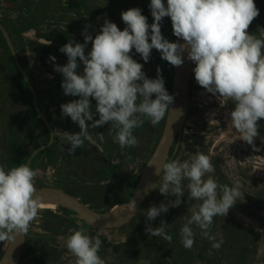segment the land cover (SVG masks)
Segmentation results:
<instances>
[{"label": "clouds", "instance_id": "9594fccd", "mask_svg": "<svg viewBox=\"0 0 264 264\" xmlns=\"http://www.w3.org/2000/svg\"><path fill=\"white\" fill-rule=\"evenodd\" d=\"M149 8L154 18L151 24L140 8H131L121 13L124 30L105 19L94 38L88 25L82 32L84 43L69 40L63 45L60 51L68 58L66 65L55 64L56 57L50 56L54 70L63 76L64 95L79 97L61 105L62 115L70 117L80 129L76 133L63 132L70 145L69 154L82 148L86 140H92L89 127L95 129L109 122L110 129L116 130L114 143L121 149L137 146L133 130L141 127L145 119L157 126L169 114L174 97L165 88L161 69L157 68V78L149 79L143 65L132 58L133 49L145 62L149 61L152 49H156L162 59L177 67L184 63L182 53L187 52V58L196 65L193 71L197 83L220 100L234 103L229 127H234L241 140L259 151L254 139L259 135L257 121L264 118V28H258L259 38L248 33L260 15L255 0H167V5L164 0H151ZM165 17L171 18L174 35L186 43L169 42L162 35L161 22ZM89 42L92 47L86 54ZM78 60L83 65L82 74L77 73L81 67ZM93 99L95 114H99L96 120L91 110ZM98 135L104 140L103 134ZM148 165L154 166L157 175L163 172L159 192L166 198L175 197L148 209L145 232L149 238L162 237L172 242L173 237L164 230L166 221L155 228L151 222L181 205L185 195L182 181L187 180L188 200L200 203L192 206L191 217L181 227L180 242L186 249L193 247L194 224L203 238L213 241L211 248L219 250L224 241H216L210 234L213 218L226 217L238 199H245L238 182L229 187L218 185L211 177L205 179L215 169L210 157L199 151L190 161L165 160L155 166L152 159ZM37 175L38 170L28 165L7 171L0 166V241L13 242L16 236L27 234L40 209L45 207L43 197L36 195ZM129 205L136 209L134 200ZM101 246L99 236L90 237L84 229L73 231L66 239V248L75 257L74 264H105L98 255Z\"/></svg>", "mask_w": 264, "mask_h": 264}, {"label": "rangeland", "instance_id": "374dc122", "mask_svg": "<svg viewBox=\"0 0 264 264\" xmlns=\"http://www.w3.org/2000/svg\"><path fill=\"white\" fill-rule=\"evenodd\" d=\"M87 1H93V3L96 4L102 3L106 7L112 5L113 8L115 7L114 10L116 14L120 16L123 11L129 10L131 8H141L146 5H150L151 2V0ZM31 2L34 3L35 0H31ZM13 3L14 2L11 0H0L1 18L6 17V13L9 12V17L7 18L8 20L16 21L19 19V17H17L18 12L13 11L12 8H10V6L12 7ZM14 6H19L18 9L24 12L29 8L25 0H17V2L14 3ZM62 13L63 10L58 9L57 12L52 16L40 21L38 23V29L28 30L15 35L16 41L18 43V54L23 57L24 61H26L27 65L29 66V72L32 74V76L39 79L43 88L42 95L44 99H48L53 105H56L57 103H68L69 100H67V98L69 96H65L63 99V96H61L63 90L61 93L55 90L49 91L48 86L51 84V81L54 77V74L52 73H61L56 71L49 72L52 70L49 65L46 64V62H50L48 57L49 53L45 51L44 47H55L60 51V48L67 44L69 39H64L63 42L57 43L46 39L45 34L50 29L52 30L54 27H58L70 32L74 38L79 41H83L84 43V36L82 35V32L85 29V23L87 22L86 15L78 17V14L74 12L69 13L68 15H62ZM143 15L147 17L149 24L154 22V18L151 15L150 9L145 11ZM73 17H77V19H73ZM166 19L167 17L163 18L161 22V32L164 37H166V31H169L171 24L166 22ZM125 27L126 25L122 26L120 30H124ZM250 28L252 32L259 38L258 28H264V24L260 20L253 21L250 25ZM88 32L89 34L93 35V38L96 34L100 33L95 30H89V28ZM150 42L151 41L149 39V43ZM91 47L92 44L90 42L85 49L86 54L90 52ZM130 54L134 60L143 65V71L149 79L157 78V68H160V52L158 50L152 49L148 62H145L141 55L135 52V49H133ZM43 56H46L45 61L42 60ZM57 63L66 65L68 63L66 54L59 55ZM195 66L196 65L193 63V69ZM7 67L10 68V65L7 64ZM78 70L83 72L82 64L81 70L79 68ZM192 72L195 92H192L191 100L193 104H195V107L197 106V110L190 119V124L193 126L189 125L184 129L180 148L176 154H174L172 160H179L181 162L186 160L190 161L191 157L196 154L197 151L200 152L201 149L209 142L211 148L208 156L213 158L211 159V162L215 171L213 173L206 174L204 178L207 179L211 177L217 182L218 185H228L229 187H232L235 182H238L239 188L242 189L243 192L247 194L250 193L251 195L249 196L248 194L249 197L244 196L245 199H238L235 206L230 208L226 217L217 215L213 218L210 234L215 236L216 241L223 240L224 243L222 244V248L219 250L213 249L214 253L209 255V251L207 250L211 248L213 241L203 238L201 236V230L194 224L191 225L195 233V242L193 247L191 249H186L180 242L181 227L185 225L188 219L191 217L192 206L194 204L200 203L199 201L188 200L187 180L182 181L185 195L182 197L181 205L179 207L170 208L167 213H162L159 217L151 222L152 227L155 228L161 226V221H166L167 225L164 228L165 232L171 236L176 234L177 241L173 242L172 240V242L169 243L162 237L149 238V235L146 234V215L148 209L153 205L159 206L161 202L168 203L167 199H175V197L166 198L159 192V187L163 182V177H161L151 189L137 215L128 224L110 230H97L98 234H92L91 230H84L85 234L89 235L90 237L99 236V238L102 240V246L98 252V255L105 261V264H112L111 259L115 258L113 255V250H115L118 245L120 246V244L127 242L128 239H131V236L135 233L141 235L143 240L146 239L150 241L149 245L151 246L149 248L150 253L147 255L149 259H146L141 264H170L167 263L166 260H169L171 264H264V206L259 204L260 202L264 201V154L262 153L264 138L254 139L256 148H258L259 151L255 150L252 145H249L247 142L241 140V134L234 127H229V114L233 110L232 106L228 104L229 100H220L216 95L207 92L197 83L194 71ZM0 79L3 80H0V89H2V83L3 85L9 87L10 82L6 80L5 77L1 75ZM165 88L168 90L167 86ZM7 97L8 95L0 94L1 142L10 141L7 132L10 126H7L6 129L3 127L5 120H7V109L5 110L3 108L5 104L7 106L9 105V99ZM220 102H223L224 104L222 107V117L219 116L223 119V121L217 120V116L220 115L221 111ZM137 103H139V100ZM25 105V108H29L28 106L30 103L27 102ZM204 107H207V109ZM23 117L24 120L28 121L27 115ZM207 118H213L214 121H218L215 122L216 124L214 127L222 128L221 135L218 134L216 137L214 134V137L206 138V134L201 132L199 122L205 123ZM8 125H10V123ZM163 125V122L160 123L158 133L155 134L149 146L145 148L142 161L138 164V166L129 168L128 171L121 170L119 174L113 175L111 178V183H116L121 180H123L122 183H125L128 178H125L127 175L130 176L137 173L141 166L144 165L146 161H148L158 143L162 133ZM191 127L193 130H191ZM63 132L71 133L65 128L63 129L56 126L55 133L60 137L61 140L64 139ZM204 141H206V143ZM0 156L2 157V152H0ZM37 157L38 155H35L34 158ZM44 162V157L39 156L34 166V171L38 170V175L35 178L36 189L49 183L53 185H58L59 183L61 184V181L56 180V177L53 176V169H51L47 175L43 173ZM253 165H255L254 170L252 168ZM252 175H255L256 177L254 186L251 183V179H253ZM221 177L226 178L225 183H223V179L221 180ZM68 178L70 179L69 183L68 181L65 182L67 186H72V184L78 183V185L82 187V185L86 183V181L81 180L80 178L78 180V177L69 176ZM115 188L117 187H110V189ZM74 192L78 193V190H74ZM93 192L95 191L93 190L89 191L87 194H83L82 197L84 196V201L89 200L90 202V197ZM125 195L126 193L120 196V198L112 200L111 205L107 206L108 209L105 211L108 212L117 203L124 202ZM252 196L261 201L258 203L256 201H252L249 199L252 198ZM252 203L256 205L254 206ZM91 206L94 208L105 207L104 204L99 203L98 201L92 202ZM47 211H51V213H48ZM53 219L62 221V219L64 220V217L62 216L61 212L57 210V208L40 209L37 218L31 223L27 232L26 244L19 264H36L38 262L42 264H74L75 257L66 248V239L72 234L73 231L71 233H66L60 237H57L56 239L47 237V226L50 225L48 221ZM7 243L8 241H0V250H4L7 246ZM165 248L172 249L171 256H166L168 252L164 251ZM204 254L207 255V257L202 256Z\"/></svg>", "mask_w": 264, "mask_h": 264}, {"label": "trees", "instance_id": "16d2710c", "mask_svg": "<svg viewBox=\"0 0 264 264\" xmlns=\"http://www.w3.org/2000/svg\"><path fill=\"white\" fill-rule=\"evenodd\" d=\"M14 3L17 2V0H11ZM26 4L28 5V9L24 12L19 10V6H14V3L12 7L13 11H17L19 17L18 20H8L9 12L6 13V17L1 18L0 21L3 23V25L7 28L9 31L16 49L18 51V43L16 41L15 35L17 33H23L28 30H36L38 29V23L45 18L52 16L54 13L57 12L58 9L63 10L62 15H68L69 13H77L78 17L87 16V22L85 23V26L90 25L89 29H93L97 32H100L102 29V26L104 24V20L108 19L112 22H114L119 29L122 28V26L125 25V23L122 20V17L120 15H117L113 6L106 7L102 3H93V1H87V0H35L34 3L31 2V0H25ZM165 5H167V0H164ZM256 6L260 10V15L254 19V21L260 20L264 24V0H255ZM142 10V14L145 13L149 8V5H146L144 7L140 8ZM11 11V10H10ZM20 11V12H19ZM99 18V19H98ZM73 19H77V17H73ZM166 22L171 23L169 31H166V39L169 42L175 41V35L172 33V22L171 18L167 17ZM46 39L54 42H63L64 39L74 40V37L72 34L65 29H61L58 27H54L52 30L50 29L45 34ZM47 48V49H46ZM50 48V50H49ZM45 51L49 53V59L50 56L56 57L55 64L61 65V63L58 62L59 55H64L61 51L56 49L55 47H44ZM54 52V53H53ZM21 63L24 67V69L29 74L30 79L32 80L37 94L39 96V103H41V97L43 88L39 81V79L34 78L32 74L29 72V66L27 65L26 61H24L23 57L19 55ZM46 56L42 58L43 61H45ZM7 64L10 65V68L7 67ZM47 65L52 69L49 72L55 71L54 70V64L53 62H46ZM159 65L161 69L162 76L165 81V85L167 83L168 87V93L171 92L172 87V76H173V66L170 65L167 61L161 58V53L159 55ZM63 66V65H61ZM54 74V77L51 81V84L48 86L49 91L55 90L62 92V81L63 76L62 74ZM1 75L5 77L6 80L10 82L9 87L6 85H3L2 83V89H0V94L8 95L9 99V107L5 104L3 107L5 110H11V108H16L15 111L12 112V117L10 118L11 113L7 112L5 123L3 125L4 129H6L7 126H10L8 129V135H9V142L0 141V147L3 149L2 157L3 162L10 163L11 167H18L20 165H26L29 156L31 153L39 147L43 142H48L50 138V132L46 128L45 124L42 122V120L37 117V113L34 109V105L32 103L33 97L32 92L26 83L24 77L18 70L12 53L10 51V48L5 40V37L3 36L1 30H0V77ZM1 80V79H0ZM3 81V80H1ZM41 85V86H40ZM21 93V97L19 94ZM23 94V95H22ZM65 96H63L64 99ZM71 100H69L70 102ZM27 102L30 103L28 106L30 108V120L26 121L24 120L23 113L19 114V109H25ZM61 107V106H60ZM9 108V109H8ZM27 108V109H29ZM3 109V110H4ZM26 113L24 112V116ZM165 120V118H164ZM10 123V125H8ZM161 136V135H160ZM175 151V147H173L171 151V156L173 152ZM41 154L38 155V157ZM6 157L11 158L10 160L6 161ZM37 157V158H38ZM37 158H34L32 162L31 168L34 170V166L36 164ZM139 176L135 179H127L125 184H120L115 189H111V192L109 193V199L112 202V200H116L117 198H120L124 193H126L124 197V202H128L130 198L133 195L134 189L136 187V184L138 182ZM223 179V183L226 182L225 177H221V180ZM128 183V184H127ZM114 184V183H113ZM111 184V187L114 186ZM84 188L79 187V195L81 192H83ZM246 197H249L248 195H245ZM110 202V205H111ZM106 212V211H103ZM68 213H72L70 210ZM65 222H59V221H53L48 226V229L51 231L52 234L55 235H63L69 232L71 224L74 223L72 218H67ZM86 229V227H80L78 226L77 230ZM92 234H98L97 230L91 229ZM131 239H128L127 242H124L118 245L115 250H113V255L115 258L111 259L112 264H141L143 261H145L148 258V254L150 253V245L148 240H143L141 238V235H138L137 233L133 234L131 236ZM173 242L177 241L176 234L172 235ZM222 248V246H221ZM149 249V250H147ZM144 250V251H143ZM214 253L213 249L210 248L207 251H210ZM215 250V249H214ZM164 251L168 252L166 256H171L172 249L165 248ZM161 253V252H160ZM4 254V250H0V259ZM202 254V253H201ZM207 257V255H202ZM167 263H170L169 260H166ZM159 263V262H158ZM36 264H42V263H36ZM45 264V263H43ZM152 264V263H151ZM186 264V263H185Z\"/></svg>", "mask_w": 264, "mask_h": 264}, {"label": "flooded vegetation", "instance_id": "af4514ba", "mask_svg": "<svg viewBox=\"0 0 264 264\" xmlns=\"http://www.w3.org/2000/svg\"><path fill=\"white\" fill-rule=\"evenodd\" d=\"M89 30H93V29H89ZM74 41L78 42V43H83V41H79L76 38H74ZM78 63L82 64V62H79V60H78ZM79 69L81 70V67H79ZM77 73L82 74L83 72H81L77 69ZM166 86H167V83H166L165 87ZM192 92H195V86L193 85V72H192L191 80H190V93H189V95H190V97H189L190 98V107H189V114H188V118H187V121L185 124V128H187L189 125L193 126L192 124H190V119L193 116L194 112L197 110V106L195 107V104H193V102L191 100ZM61 94H62L61 96H66L63 93H61ZM19 96L21 97V93L19 94ZM152 98L155 99V95H153ZM76 99H79V97L69 96L67 98V100H71V101L76 100ZM32 103H33V100H32ZM62 104H64V103H60V104L57 103L56 105L55 104L53 105V104H51V102L48 99H44V97L42 95L41 103H39V106H40L41 112L44 113L47 116L48 120L51 122L52 127H53V132L55 131L56 126H58L59 128H63V129L65 128V129H67V131H69L71 133L79 132L80 129H79L78 124L73 122L70 117H64L62 115L61 107H60ZM91 104H92L91 110L93 111L94 120L99 119V114L98 113L95 114L96 101L93 99L91 101ZM228 104L230 106H232V109H234V103L231 100L228 101ZM220 105H221L220 106L221 111H220V115L217 116V118H218L217 120L223 121V119L221 118L222 117V107L224 105L223 102H220ZM204 108L207 109V107H204ZM34 109L37 113V117H39V114H38L35 106H34ZM15 110H16V108H13V107L11 108V110L10 109L7 110V112H9V114L11 113L10 118L12 117V112ZM18 111H19V114L23 113V116H24V112H25L27 117H28V120L31 119L30 108L29 109L25 108L22 110L19 109ZM219 116H221V117H219ZM166 118H167V114L165 116V120L162 119L160 121V123L163 122L165 125ZM42 122L44 123L43 120H42ZM215 122H218V121H214L213 118H207L205 123L199 122L200 130L203 134H206V138H208V137L212 138V137H214V134L216 135V137L218 136V134H220V135L222 134V128H215L214 127L216 124ZM87 123L89 125H91L92 122L88 121ZM160 123L157 126H153V125H151L149 120L145 119V121L141 127L135 128L133 130V135L137 138L138 145L131 147V148L126 147L125 149H121L118 143L113 142V137L116 134V130L110 129L111 128V122H109V123H107L101 127H97L95 129H92L91 127H89V135L92 137V140L91 141L86 140L83 147L78 148L76 150V152L72 155H70L68 152V148L70 147L68 142L65 139L61 140L60 137L57 136L55 132H54V140L52 142H50L51 132L48 129V127L46 126V124L44 123L46 128L50 132V138H49L48 142H43V144H41L39 146V147H42V146H47V147L43 148L37 155L41 154L40 156L44 157L45 162L43 165V173L45 175H47L50 172V170L53 169V176L56 177V180L61 181V184L59 183L58 185H53V184L49 183L43 187L61 188V189L65 190L66 192H68L74 196L79 197L85 204H87L91 208L95 209L96 211H99V212L105 211L106 209H108L107 206H110V202H111L109 199V193L111 192V189H110L111 184H113V183H111L112 176L119 174V172L121 170L128 171L129 168L138 166V164L142 161V158H143V155L145 152V148L149 146V144L152 142V139L154 138L155 134L158 133ZM257 123L259 125V127H258L259 135L256 138H258V139L264 138V118H261L260 120H258ZM164 125H163V128H164ZM191 130H193L192 127H191ZM162 131H163V129H162ZM98 134H103L104 140H101L99 138ZM204 142L206 143V141H204ZM209 144L210 143L208 142L201 149L200 152L208 155L210 152V148H211V146ZM39 147H37L36 149H38ZM179 148H180V146H179ZM262 149H263L262 153L264 154V146L262 147ZM1 151L3 152V149L0 147V152ZM176 152L175 151L173 152V154H172L173 157H174V154H176ZM173 157H172V159H173ZM7 159L10 160L11 158L6 157V160ZM210 159H213V158L210 157ZM33 160H34V158H33ZM33 160H32V162H33ZM146 163H147V161H146ZM144 165H142L140 169L138 168L139 170L137 169L138 170L137 173L130 175V176L127 175L125 178L128 177L127 179H132V180L137 178V176H139V174L141 173ZM0 166H3L6 171L13 168L10 166V164L3 162L1 156H0ZM13 166L15 167V165H13ZM31 166H32V163H31ZM252 168L254 170L255 165H253ZM69 176L70 177H78V180L80 178L81 180L86 181V183L84 185H82V187L85 190H83V192H81L80 195L78 194L79 192L78 193L74 192V190L79 191L80 185H78V183L72 184V186H67L65 184L66 181H68V183H69V181H70V179L68 178ZM252 178L253 179H251V183L254 186V184L256 182L255 175H252ZM122 181L123 180L114 183V186L118 187V186H120V184H125V183H122ZM95 188H97V189H95ZM252 189H254V188H252ZM93 190L95 192H93V194L91 195L90 202H89V200L84 201V199H83L84 196L82 197V195L87 194V193H89V191H93ZM240 191L244 194V196L248 195V194H249V196L251 195L250 193L247 194V193L243 192L242 189H240ZM249 199H251L252 201H256L257 203L261 201V200H258L257 198H255L254 196H252V198H249ZM94 201H98L99 203L104 204L105 207H101V208L92 207L91 204ZM121 203H124V202H121ZM253 204L254 203H252V205ZM259 204L264 206V201L260 202ZM255 205L256 204H254V206ZM57 210L59 212H61L62 216L64 217V220L62 219V221H59V220L53 219V220L48 221V223L50 224L53 221L68 223V221H66V219L72 218L74 223L71 224L69 232H67V233H71L72 231L77 230L78 226H80L78 224V219L73 218L72 213H68L69 209H67L64 206H60L57 208ZM47 212L51 213V211H47ZM55 212H57V211H55ZM81 227H86V229H89V230L93 229V228L88 227L86 224H84ZM47 228H48V226H47ZM93 230H97V229H93ZM60 236H62V235L52 234L51 231L48 229L47 237H49L51 239L52 238L56 239L57 237H60Z\"/></svg>", "mask_w": 264, "mask_h": 264}, {"label": "water", "instance_id": "95a60500", "mask_svg": "<svg viewBox=\"0 0 264 264\" xmlns=\"http://www.w3.org/2000/svg\"><path fill=\"white\" fill-rule=\"evenodd\" d=\"M0 30L5 37V40L10 48L14 62L24 77L26 83L28 84L32 96L33 104L39 114V117L44 121L46 126L51 132V140H54L53 127L51 122L48 120L47 116L41 112L39 106V97L36 88L29 77V74L24 69L21 60L19 58L18 51L16 49L15 43L7 30V28L0 21ZM172 33L173 29H172ZM248 33L255 35L251 28L249 27ZM176 43L184 44L186 43L181 38L175 37ZM184 63L181 66H173V76H172V87L170 95L174 97L173 103L169 106V114H167L166 122L161 133L160 139L153 150L147 163L144 165L141 173L139 174L138 182L134 189L133 195L127 203L128 205L132 200L136 203V209L133 210L131 205L126 212L123 214L112 216L111 212H99L85 204L79 197L74 196L65 190L57 187H39L37 188L36 195H40L43 199L53 198L59 199L61 204L72 212V217L78 219V224L83 226L86 224L88 227L97 230H110L119 228L125 224H128L139 212L143 203L145 202L151 189L154 187L156 182L162 177L163 172L159 175L155 174V168L148 165L149 161L153 159V164L155 166L162 165L165 160L171 161V151L173 146L175 147V152L178 150L182 135L184 132L185 124L189 114L190 107V80L193 70V62L190 61L188 53H182ZM47 146H42L36 149L29 157L27 164L31 167V163L35 155H37L43 148ZM27 234H21L16 236L14 241H8L6 248L4 249V254L0 259V264H19L25 244H26Z\"/></svg>", "mask_w": 264, "mask_h": 264}, {"label": "bare ground", "instance_id": "6f19581e", "mask_svg": "<svg viewBox=\"0 0 264 264\" xmlns=\"http://www.w3.org/2000/svg\"><path fill=\"white\" fill-rule=\"evenodd\" d=\"M43 202L45 204L44 208H50V209H56L60 206H63L61 204V201L59 199H53V198H48V199H43ZM127 203H118L115 206H113L108 212H111L112 216H117L120 214H123L124 212L127 211L129 206Z\"/></svg>", "mask_w": 264, "mask_h": 264}]
</instances>
